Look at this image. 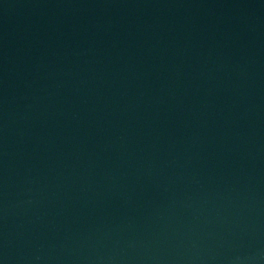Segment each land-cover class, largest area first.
I'll return each instance as SVG.
<instances>
[{
  "label": "water",
  "instance_id": "1",
  "mask_svg": "<svg viewBox=\"0 0 264 264\" xmlns=\"http://www.w3.org/2000/svg\"><path fill=\"white\" fill-rule=\"evenodd\" d=\"M0 264H264V0H0Z\"/></svg>",
  "mask_w": 264,
  "mask_h": 264
}]
</instances>
